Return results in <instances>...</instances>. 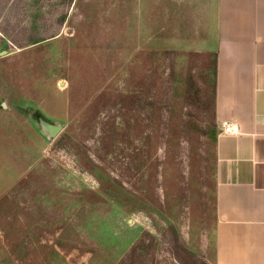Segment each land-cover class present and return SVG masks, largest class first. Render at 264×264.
I'll return each instance as SVG.
<instances>
[{
    "label": "rangeland",
    "instance_id": "obj_1",
    "mask_svg": "<svg viewBox=\"0 0 264 264\" xmlns=\"http://www.w3.org/2000/svg\"><path fill=\"white\" fill-rule=\"evenodd\" d=\"M211 3L0 0V264H211Z\"/></svg>",
    "mask_w": 264,
    "mask_h": 264
},
{
    "label": "crops",
    "instance_id": "obj_2",
    "mask_svg": "<svg viewBox=\"0 0 264 264\" xmlns=\"http://www.w3.org/2000/svg\"><path fill=\"white\" fill-rule=\"evenodd\" d=\"M214 143L211 264H264V0H211Z\"/></svg>",
    "mask_w": 264,
    "mask_h": 264
},
{
    "label": "built area",
    "instance_id": "obj_3",
    "mask_svg": "<svg viewBox=\"0 0 264 264\" xmlns=\"http://www.w3.org/2000/svg\"><path fill=\"white\" fill-rule=\"evenodd\" d=\"M220 130L222 132L236 131V125H228L226 123L222 124Z\"/></svg>",
    "mask_w": 264,
    "mask_h": 264
},
{
    "label": "trees",
    "instance_id": "obj_4",
    "mask_svg": "<svg viewBox=\"0 0 264 264\" xmlns=\"http://www.w3.org/2000/svg\"><path fill=\"white\" fill-rule=\"evenodd\" d=\"M44 39H46V38H43V39H41V40H44ZM40 40H33L32 41V43H37V42H39ZM213 57H214V74H215V55L213 54ZM214 85H215V82H214ZM214 98V97H213Z\"/></svg>",
    "mask_w": 264,
    "mask_h": 264
},
{
    "label": "water",
    "instance_id": "obj_5",
    "mask_svg": "<svg viewBox=\"0 0 264 264\" xmlns=\"http://www.w3.org/2000/svg\"><path fill=\"white\" fill-rule=\"evenodd\" d=\"M57 129H58V127H57V128H55V129H53V130L51 131V135H53V136H54V134L56 133V131H58Z\"/></svg>",
    "mask_w": 264,
    "mask_h": 264
}]
</instances>
